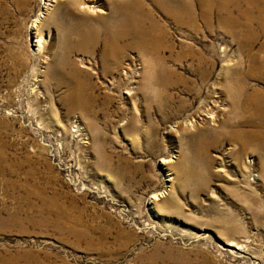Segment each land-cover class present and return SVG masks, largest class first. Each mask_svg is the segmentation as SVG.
<instances>
[{
	"label": "rangeland",
	"instance_id": "374dc122",
	"mask_svg": "<svg viewBox=\"0 0 264 264\" xmlns=\"http://www.w3.org/2000/svg\"><path fill=\"white\" fill-rule=\"evenodd\" d=\"M178 3L0 0V264H264V30Z\"/></svg>",
	"mask_w": 264,
	"mask_h": 264
},
{
	"label": "bare ground",
	"instance_id": "6f19581e",
	"mask_svg": "<svg viewBox=\"0 0 264 264\" xmlns=\"http://www.w3.org/2000/svg\"><path fill=\"white\" fill-rule=\"evenodd\" d=\"M43 1L45 3L44 4L45 7L43 8V10H45L44 12L46 14L44 16L45 19H43V17H41L43 14H40V16L37 18L35 24L42 23V21L39 22V20L41 18L43 20L48 19V17L50 16V14L52 12V10L48 8L50 5L58 6V5L64 4V5L70 6L72 3L76 2V0H43ZM154 1L157 2V0H154ZM178 1H179V3L176 6L173 5L166 10L167 16L172 17V18H186V20L189 23H194L196 21V19L198 17H200L201 21L206 26L209 27L211 25V21L214 17H216L218 20L219 12H220V14L229 15L226 7L232 6L234 4L235 6H232L233 7L232 13H234V14L237 13L239 16L247 17L246 23H244V25L247 27L246 31L248 33L250 31V28H251L250 23H255V22L264 30V0H195L197 7L193 6L191 0H184V1L178 0ZM49 3H50V5H48ZM239 4H250L251 6H246L245 9L248 11H251V10L256 11L258 13V16L256 17L257 19L251 17L249 12H247L245 10H240L239 6H238ZM81 5L85 6L83 3ZM50 7H52V6H50ZM85 7H87V5ZM85 7H81V8H85ZM90 8H92V7H87L88 10ZM88 10H86V11H88ZM90 12L94 13V11H92V10ZM196 12H198V14H196ZM37 22H39V23H37ZM142 26H143V24H142L141 20L139 19V16L132 13L128 18L121 21V28L119 31H117L116 33L113 32L112 35H108V37H107L108 41L107 42L113 48L117 44L116 43L117 40L122 41L125 38H127L128 36H131V37L137 38V42L140 38L141 39L140 43L142 46L150 47V48H152V51H157V49L159 47L156 46V41L154 40V38L150 39L151 36L146 31L143 30ZM244 29H246V28H244ZM259 35H261V33ZM257 37L258 36H256V38ZM260 37H262V36H260ZM34 43L39 48L40 40H36ZM115 50H116V48H115ZM153 71H154V68H151V72H153ZM160 73L164 74L166 78H168V75L169 76L171 75V72H165L164 71V72H160ZM201 108H202V110L197 111V114L199 116V120L201 122H204L206 119L213 120L216 118V117H214V114L212 112L213 111L212 108H209V106H207L205 104H203ZM259 118H261L264 121V113L263 112L260 113ZM202 124H204V123H202ZM187 126H192L191 122ZM164 163H167V162H164ZM169 176H171V175H168V177ZM171 180L169 179L168 182H170ZM160 196H161V194L153 195V197H152V199L154 200L153 202L157 201ZM168 196H169V194L167 195V197ZM167 197H165L166 199L163 200V203L168 201L169 198H167ZM161 198H163V197H161ZM153 202H152V204H153ZM229 246H232V247L234 246L238 250H242V247H237V245L234 243L230 244Z\"/></svg>",
	"mask_w": 264,
	"mask_h": 264
},
{
	"label": "built area",
	"instance_id": "2783aa9c",
	"mask_svg": "<svg viewBox=\"0 0 264 264\" xmlns=\"http://www.w3.org/2000/svg\"><path fill=\"white\" fill-rule=\"evenodd\" d=\"M72 132H73V134H78L77 128H74V129L72 130Z\"/></svg>",
	"mask_w": 264,
	"mask_h": 264
}]
</instances>
